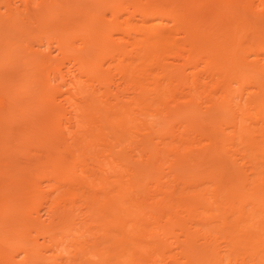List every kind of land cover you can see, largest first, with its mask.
Wrapping results in <instances>:
<instances>
[{"label": "bare ground", "instance_id": "bare-ground-1", "mask_svg": "<svg viewBox=\"0 0 264 264\" xmlns=\"http://www.w3.org/2000/svg\"><path fill=\"white\" fill-rule=\"evenodd\" d=\"M71 1L0 0V264H264V0Z\"/></svg>", "mask_w": 264, "mask_h": 264}, {"label": "rangeland", "instance_id": "rangeland-1", "mask_svg": "<svg viewBox=\"0 0 264 264\" xmlns=\"http://www.w3.org/2000/svg\"><path fill=\"white\" fill-rule=\"evenodd\" d=\"M79 1H80V3H79ZM81 1H82V0H78V1H75V2H76V4H77V2H78L79 4H81ZM72 2H74V1H71V2L68 3V5L66 6V7H68V8H66L68 11H69V9L72 8V9L70 10V12L73 11V8H75V5H76V4L72 3ZM69 4H70V5H69ZM73 4H74V5H73ZM81 5H84V4L82 3ZM71 6H72V7H71ZM78 6H79V5H78ZM76 7H77V5H76ZM79 7H80V6H79ZM75 9H76V8H75ZM77 9H78V7H77ZM75 11H76V10H75ZM34 27L37 28V26H35V25H34ZM26 28H27V30H30L29 28H31V26H30V27H26ZM26 28H25V29H26ZM36 28H33V27H32V29H35V30H34V31H33L32 29L30 30V31H31V35H29V37L32 38V39H34L35 37L37 38L38 34L40 35V30H41V29L38 27V29H39V31H38ZM25 29H22V30H24V32H25ZM17 31H18V30H17ZM20 31H21V30H20ZM20 31L17 32L16 37H15L16 32H15V33L13 32V33H14V35H13V39L7 41L8 44H9L10 41H14V42H16V40H18L19 38H21V37H20V34H19ZM24 32H22L21 35H24V34H28V33H29L28 31H26L25 33H24ZM34 32H35V33H34ZM6 33H7V31L4 32V34H6ZM9 33H11V32H9ZM9 33H8V34H9ZM13 33H11V34H13ZM20 33H21V32H20ZM0 34H1V33H0ZM4 34H2L1 36L3 37ZM8 34H7V35H8ZM18 34H19V35H18ZM29 34H30V33H29ZM33 34H34V35H33ZM36 35H37V36H36ZM1 36H0V37H1ZM18 36H19V37H18ZM24 36H25V35H24ZM24 36H23L22 38H26V36H25V37H24ZM2 37H1V39H2ZM33 37H34V38H33ZM7 38H8V36L6 37V35H5V39H6V40H8ZM10 38H11V37H10ZM10 38H9V39H10ZM14 38H16V39H14ZM22 38H21V39H22ZM5 39H2V42H4L3 40H5ZM21 39H20V40H21ZM27 39H28V38H27ZM6 40H5V42H6ZM20 40H19V42H20ZM28 40L30 41V39H28ZM28 40H27V42H28ZM0 41H1V40H0ZM31 41H35V40H31ZM31 41H30V42H31ZM21 42H22V43H21V46H22V44H24V46H25L26 43H27V42H25V41L23 42V40H22ZM11 43H12L13 46H14L15 43L10 42V44H11ZM17 43H18V42H17ZM2 44H3V43H2ZM10 44L7 45V48H8V49H7V52H6V53H8V55H9V53H10V47L12 46V44H11V45H10ZM18 44H19V43H18ZM4 45H5V43L3 44V48H4ZM8 46H9V47H8ZM16 47H17V46H16ZM22 47H23V46H22ZM5 48H6V47H5ZM11 48H12V47H11ZM12 49H14V47H13ZM12 49H11V50H12ZM16 49H17V48H16ZM16 49H15V51H16ZM23 49H24V48H23ZM18 50H19V51H23L22 48L20 49V46H19ZM4 51H6V50H4ZM4 51H3V53H4ZM1 52H2V51H1ZM13 52H14V50H13ZM13 52H12V53H13ZM17 52H18V51H16V53H17ZM23 52H25V50H24ZM23 52H22V53H23ZM6 53H4V54L1 53V55H4V57H5V54H6ZM22 53L20 52V54H19V52H18L17 54H15V55H16V56H15L16 59H14L15 57L13 58L14 54H13V56H12V59H14L15 61H16L17 58H18V57H17L18 54L21 55V56H23V58H22V57H21V58H18V61H19L20 59L22 60V62H23V66H21V64H20L21 61H20L19 63H18V61H16L17 63L14 61L16 65L19 64L18 67L21 66L20 69H19V71H20L22 68H25V67H24V66H25L24 61L27 62V61H26V57H25V53H23V55H22ZM19 55H18V56H19ZM9 56H10V55H9ZM7 58H8V57H6V59H7ZM9 58H11V56H10ZM12 59H11V61H13ZM4 61H5V60H4ZM4 61H3V62H4ZM1 62H2V61L0 60V63H1ZM9 62H10V61H9ZM9 62H8V63H9ZM6 63H7V62H5V65H7ZM5 65L3 64V66L1 65V67H4ZM9 66H10V64H9ZM9 66L6 67L7 70H9L8 68H11V69H12V66H11V67H9ZM14 67H15V69H14ZM14 67H13V71L16 70V69L18 70V68H16V66H14ZM4 68H5V67H4ZM25 69H27V67H26ZM4 70H5V69H4ZM10 71H11V70H10ZM19 71H17V72H19ZM20 72H21V71H20ZM20 72H19V73H16V72H15L16 74H15L14 72H13V73H14L15 75L18 74V75L20 76ZM23 72H24V74L26 73V71H23ZM21 73H22V72H21ZM18 75H17V77H18ZM22 75H23V73H22ZM26 75H27V74H26ZM24 76H25V75H24ZM22 77H23V76H22ZM25 77H26V76H25ZM25 77L22 78V79H25ZM20 78H21V76H20L18 79H20ZM18 140H19V139H18ZM34 167L37 168L38 166H33V170L36 169V168H34ZM34 235H35V234L33 233L32 236H34ZM39 240H40V239H39ZM40 241H41V240H40ZM17 261H18V260H17Z\"/></svg>", "mask_w": 264, "mask_h": 264}]
</instances>
